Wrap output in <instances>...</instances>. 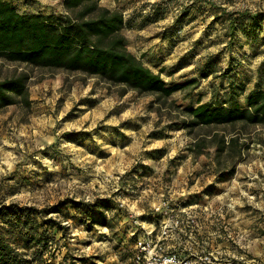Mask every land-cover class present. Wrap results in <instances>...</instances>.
I'll use <instances>...</instances> for the list:
<instances>
[{"label": "rangeland", "instance_id": "1", "mask_svg": "<svg viewBox=\"0 0 264 264\" xmlns=\"http://www.w3.org/2000/svg\"><path fill=\"white\" fill-rule=\"evenodd\" d=\"M9 1L23 13L65 12L62 0ZM99 5L122 12L125 44L144 65L167 85L185 82L170 96L181 108L223 100L239 84L244 107L264 80V0ZM20 72L29 104L0 109V207L31 206L56 222L43 264H133L136 239L176 219L184 227L164 248L192 264H264V124L190 133L179 111L158 115L153 95L0 58V79ZM213 130L237 133L236 151L216 160L213 147L191 149ZM72 201L99 205L93 220Z\"/></svg>", "mask_w": 264, "mask_h": 264}, {"label": "trees", "instance_id": "2", "mask_svg": "<svg viewBox=\"0 0 264 264\" xmlns=\"http://www.w3.org/2000/svg\"><path fill=\"white\" fill-rule=\"evenodd\" d=\"M62 4L64 13H23L11 1L0 0V58L31 67L95 76L121 86L122 93L133 90L153 95L158 115L162 111L169 115L173 110L179 111L190 133L196 127L264 124V80L246 94L244 107L238 99L245 89L239 84L231 85L223 100L181 108L170 96L182 89L185 82L167 85L160 72L152 71L127 48L123 34L126 24L120 10L102 7L99 0H62ZM242 16L253 17L246 12ZM28 79L26 72L0 79V109L18 102L29 104ZM238 136L213 130L194 138L191 149L200 154L203 149L213 147L215 159L221 160L225 154L236 151ZM219 179L224 176L219 174ZM70 203L82 207L85 218L91 221L92 207H99ZM62 204L66 202L49 209L62 212ZM42 212L15 204L0 207V264L45 262L42 257L48 247L47 232L56 222L44 218ZM64 217L70 218L68 212ZM46 223L49 226H44Z\"/></svg>", "mask_w": 264, "mask_h": 264}, {"label": "built area", "instance_id": "3", "mask_svg": "<svg viewBox=\"0 0 264 264\" xmlns=\"http://www.w3.org/2000/svg\"><path fill=\"white\" fill-rule=\"evenodd\" d=\"M174 223L176 226H160L158 234L154 235V230L151 229L145 231L142 237H138L132 257L133 264H192L191 260L181 257L179 253L167 251L164 248V240L170 236L172 229L177 230L184 227L178 226L182 223L178 219Z\"/></svg>", "mask_w": 264, "mask_h": 264}]
</instances>
